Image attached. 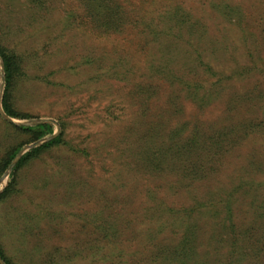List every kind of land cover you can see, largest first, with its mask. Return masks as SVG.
I'll return each instance as SVG.
<instances>
[{
  "label": "rangeland",
  "instance_id": "obj_1",
  "mask_svg": "<svg viewBox=\"0 0 264 264\" xmlns=\"http://www.w3.org/2000/svg\"><path fill=\"white\" fill-rule=\"evenodd\" d=\"M116 2L119 12L89 13L92 0H0V41L23 69L10 94L26 114L2 108L0 58V162L19 143L11 163L59 133L63 141L16 171L9 196L15 163L0 173L6 255L12 264H158L151 257L187 242L195 264H222L227 221L202 202L248 179L235 193L239 264H264V0ZM177 5L208 24L194 28L201 41L177 37ZM227 6L240 8L244 33L236 16L223 18ZM41 123L53 132L34 141L13 128ZM162 203H176V214ZM102 239L109 245L95 253Z\"/></svg>",
  "mask_w": 264,
  "mask_h": 264
},
{
  "label": "trees",
  "instance_id": "obj_2",
  "mask_svg": "<svg viewBox=\"0 0 264 264\" xmlns=\"http://www.w3.org/2000/svg\"><path fill=\"white\" fill-rule=\"evenodd\" d=\"M121 6L117 4L116 0H92L91 8L89 9V11L91 12L89 13L94 12V7L96 8V10H105V11L111 10V11L119 12ZM193 8L194 7H191V6L183 7L182 5H177V7L172 13V18H173L172 24H175L180 27V30L177 35L178 38L180 39L184 38V40L186 41H194L193 39H195V41H201L202 35L196 32L194 28L204 27V30L202 32L207 33L208 27H206V25L208 24L202 19L200 15H198L197 13L193 11ZM88 16L91 17L90 19L91 23L95 22V24L97 25L95 27L97 29L101 27L102 28L105 27V20L101 22L97 20V16L95 15L92 16L91 14H88ZM222 16L223 18L225 16L226 17L236 16L237 21H238L236 28L240 32H243L241 30L242 14H241V10L239 7L233 10V9H230L229 6H227ZM162 17H164V15ZM110 30L111 29H108L105 27L106 32L110 33ZM184 35H186V37ZM195 48H198V47H195ZM200 50L198 52L197 50L194 49L195 54L199 53L197 54L196 58L197 60H199L200 62L204 64L205 72L210 73L211 71H213V67L210 65L209 62L203 61L204 59L202 56L203 51H206V50H203V51L202 50L200 51ZM0 58L2 60L3 68L5 72V90H4L3 97H2V108L4 112L10 117L24 118L26 117V114L21 112L18 109L16 103L13 100L14 98L10 94L12 85L17 81L18 76L19 75L21 76L23 72V69L20 66L21 65L20 58L18 57L17 53L12 48L7 47V45L2 43L1 41H0ZM44 76H48V75H44ZM6 124L9 125L8 123ZM13 128L19 131H24L26 133L34 134V136L31 138L32 141L43 138L46 135H50L53 132V127L49 123H41L35 126H27V127H20V126L14 125ZM209 140H213L211 136L208 137L206 142H208ZM62 142L63 141H62L61 133H59L57 136H55L54 138H51L50 140L45 141L40 146L31 148L30 150L23 153L21 157H19V159L15 162V165L12 167V169L10 170L9 181L4 191L2 192L1 196H7L8 194L10 195V193H12L13 186L15 185V182H16V171L21 166H23L27 161L32 159V157L35 158L36 156H38L42 151L49 149L53 145H59ZM221 143L223 142L221 141ZM22 145L23 143L22 144L19 143L18 145L11 147L12 151L7 153V155L0 162V173L10 165L12 159L15 157V154L18 152V150L21 148ZM221 149H222L221 146H219L217 152L215 151L213 155L217 156V154L221 151ZM259 171H260V168H259ZM246 181L248 182L249 180L247 179ZM247 182L239 183L238 181V184L235 187L228 189V193L225 194L223 199L218 198L217 201L212 202V203L211 201H208V200H206V202H202L204 205H206L208 209L207 212L210 211L214 215H218V211L221 210L223 217L227 221L225 228L228 230V235L227 236H225V234L221 235L222 239H220L219 245H217L218 251L226 252V254H224L226 257L222 259L225 262L222 264H239L240 259H241L240 252H239L240 246L236 244V241H238V238L241 239L240 233L237 232V226H238L237 220L239 219L242 212L238 210L237 205L235 204L237 201V198L235 197V193L240 188L245 186ZM256 183L257 182H253L252 184L253 187L255 186ZM257 184L260 185L259 186L260 189L262 186H264L263 185L264 183L262 182H258ZM250 191L252 192V189H250ZM255 196L256 194L255 195L253 194V197ZM197 202L198 201H196V203ZM162 205L164 207V212L167 214V216L176 214V212H174L176 210L175 209L176 203H169L167 205L165 203H162ZM256 205L258 206V204ZM190 206L185 207L186 208L185 215H187V217H190L191 213L193 212L192 209H189ZM261 206H264V203ZM156 208L158 212V206ZM217 208H219V210ZM179 214H180V211H179ZM192 226L196 228L195 226L197 225L193 224L192 222ZM242 233H244V230H242ZM190 235L195 236L194 233H191ZM184 241L186 240L184 239ZM99 243H100V248L95 253H100L102 250H104L109 245V243L105 241L104 239L99 241ZM212 248L214 250V253L212 252V256L216 258V253H215L216 249L214 247ZM167 251H168L167 249L162 250L160 254H156L157 256L151 257V262H154V260H156L158 264H159V261H168L169 264H195L193 261V258L196 255L194 256V252L191 246L188 245L187 242L183 243V245L179 246L178 249H176L175 251H172V253L170 254ZM116 252L119 253V249H117ZM6 254H8L6 248L4 249L3 246L0 244L1 258L5 261L6 264H12L8 255ZM85 259H88V258L85 257ZM90 259L93 260L95 259V257L90 258Z\"/></svg>",
  "mask_w": 264,
  "mask_h": 264
},
{
  "label": "water",
  "instance_id": "obj_3",
  "mask_svg": "<svg viewBox=\"0 0 264 264\" xmlns=\"http://www.w3.org/2000/svg\"><path fill=\"white\" fill-rule=\"evenodd\" d=\"M51 136H54V134L53 135H51ZM19 157V154L17 155V157H16V159ZM16 159L11 163V165L10 166H12L14 163H15V161H16Z\"/></svg>",
  "mask_w": 264,
  "mask_h": 264
}]
</instances>
